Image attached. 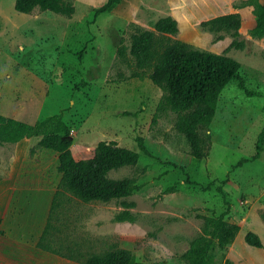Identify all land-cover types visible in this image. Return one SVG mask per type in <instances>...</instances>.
Returning <instances> with one entry per match:
<instances>
[{
  "label": "rangeland",
  "instance_id": "1",
  "mask_svg": "<svg viewBox=\"0 0 264 264\" xmlns=\"http://www.w3.org/2000/svg\"><path fill=\"white\" fill-rule=\"evenodd\" d=\"M68 1L74 8L69 17L36 8L20 13L13 0H0V114L33 123L60 113L75 159L91 157L99 141L113 140L137 151L134 165L106 175L132 179L138 189L107 202L64 197L40 242L54 252H43L63 256L58 264L65 263L66 256L82 264L77 260L120 247L138 261L162 258L168 264H187L182 254L201 234V216L227 209L224 218L238 230L223 257L232 264H264V141L259 155L250 158L264 123V35L254 38L248 32L254 23L251 6L235 7L241 0H141L136 9L138 0H120L93 19V8L105 0ZM168 5L177 22L171 38L216 53L229 44L231 35L200 22L239 14L237 39L242 47H230L225 54L239 63L255 94L245 95L232 82L221 90L211 122L198 130L207 150L202 159L190 155L185 138L174 128L175 114L156 112L161 90L146 76H134L128 54V23L152 29L158 17L168 14ZM120 41L126 46L123 58L116 55ZM136 137L149 155L137 149ZM38 139L31 136L19 145L16 171L23 184L38 182L53 189L59 179L56 154L45 149L28 152ZM7 154L0 148V180L10 171ZM33 192L7 207L3 216L9 231L25 232L31 220L39 219L41 199L31 196ZM121 200L134 204L127 209L130 220L114 219L124 209ZM42 222L32 235L41 231ZM0 229L6 234V228ZM248 230L258 235L262 247L244 242ZM38 261L54 264L47 256Z\"/></svg>",
  "mask_w": 264,
  "mask_h": 264
},
{
  "label": "trees",
  "instance_id": "2",
  "mask_svg": "<svg viewBox=\"0 0 264 264\" xmlns=\"http://www.w3.org/2000/svg\"><path fill=\"white\" fill-rule=\"evenodd\" d=\"M119 2L120 0H105L93 8L92 18L110 12ZM243 6H251L253 14L254 23L248 31L249 34L254 38H261L264 35V0H241L235 5L237 8ZM13 8L25 14L36 8L67 17L74 12L68 0H13ZM128 25L131 31L127 49L133 60L134 76H146L161 90L156 112H173L174 128L185 138L190 155L195 159L205 158L207 150L198 130L211 122L221 90L232 82L245 95L255 94V91L247 87L239 63L225 54L230 47H242V42L237 39L240 26L238 12L217 15L200 22V26L204 28L224 30L231 35L229 44L220 53L171 38V35L177 32V23L170 16L158 18L152 29L132 22ZM125 50L126 46L120 41L116 55L123 58ZM31 136H39V139L29 148V154L36 149L54 152L56 170L59 173L46 225L38 241L42 248H48L40 242L47 229L51 228V220L54 217L51 213H55L59 201L64 197L83 203L107 202L126 197L138 189L132 179L110 178L106 175L111 169L134 165L138 158L137 151L118 146L113 140L99 141L91 157L75 159L69 149V129L60 113L47 115L33 123L0 114V144L15 143ZM135 140L137 149L149 155L141 138L136 137ZM263 141L264 123L256 135L254 153L250 158L259 155ZM243 160H239L237 164ZM133 205V202L121 200L120 206L124 209L119 211L114 219L130 220L127 209ZM227 212L225 209L215 216H201V234L190 242L188 249L182 254L187 264H232L229 259L223 257V251L232 242L238 225L224 218ZM243 240L249 246L262 247L260 238L253 231H246ZM77 261L82 264H168L162 258L138 261L128 249L120 247H110L100 254H90Z\"/></svg>",
  "mask_w": 264,
  "mask_h": 264
},
{
  "label": "crops",
  "instance_id": "3",
  "mask_svg": "<svg viewBox=\"0 0 264 264\" xmlns=\"http://www.w3.org/2000/svg\"><path fill=\"white\" fill-rule=\"evenodd\" d=\"M141 2H142L141 0H138L136 9L141 7ZM169 8L171 7L169 6ZM172 9L173 8H171L168 14L165 16H170L174 19L175 16H174V13L172 12ZM135 15L133 18L134 20L136 19ZM161 17H164V16H161ZM28 138L30 137L22 138L15 143L0 144V148L5 149L8 152L7 156L10 157L9 158L10 159V171L8 173V177L4 180H0V228H4V229L6 228L5 229L6 234L4 235L2 234L3 232L0 229V233H1L0 234V264H38L39 258H44V256H47L51 261L54 262V264H58L61 262L60 260H61V257L63 256L59 257L57 255L45 254L43 251H49L52 253L54 251H52L49 248H44V247L42 248L41 246L38 245V241L40 237L42 236V231L46 225L47 216L50 212V205H51V201H52L55 188L48 189L45 184H39L38 182H34L32 183V185L23 184L20 180L21 179V177L19 176L20 172L16 171V163H15L16 162L15 155H17L16 151H18L19 145L23 146L22 144L23 141L27 140ZM13 163H15V165ZM29 191H34L31 196L35 195L41 199V201L38 202L40 203V206L42 209V213L41 215H39V219L37 221H34L35 219L31 220L30 222L32 223H29L30 227L26 226V228H24L26 229L25 232H21L19 230L9 231L7 229L9 226L8 222L5 220L6 217L3 216V214L5 213L6 209L8 211V208H10L11 205H15L16 203H19L22 200L23 201L26 200L27 193ZM71 199H74V198H71ZM74 200L79 201L77 199H74ZM61 202L62 200L59 201L58 207L56 208L54 215L59 210V206H61ZM55 216L51 220L52 226H53L52 223L55 221ZM42 220L43 222H42L41 231L39 233L32 235L31 232H34L35 228H38V226L40 225L39 222H41ZM66 257L64 258L66 261L63 264H76L75 262H73V261H76L75 259L70 258L68 256Z\"/></svg>",
  "mask_w": 264,
  "mask_h": 264
},
{
  "label": "water",
  "instance_id": "4",
  "mask_svg": "<svg viewBox=\"0 0 264 264\" xmlns=\"http://www.w3.org/2000/svg\"><path fill=\"white\" fill-rule=\"evenodd\" d=\"M153 28V27H152Z\"/></svg>",
  "mask_w": 264,
  "mask_h": 264
}]
</instances>
